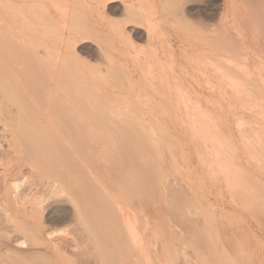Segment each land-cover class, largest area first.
Wrapping results in <instances>:
<instances>
[{
  "label": "rangeland",
  "instance_id": "374dc122",
  "mask_svg": "<svg viewBox=\"0 0 264 264\" xmlns=\"http://www.w3.org/2000/svg\"><path fill=\"white\" fill-rule=\"evenodd\" d=\"M0 2L5 4L0 6V20L7 22L5 27L0 28L1 34L5 35L0 36L1 148L7 149L9 130L15 129L21 133L19 130L22 128V132L28 131L25 130L27 123L20 120L22 116L17 112L14 103L16 99L12 101L15 97H10L15 91L21 90V85L27 78H30L31 84H42L47 90L54 91L63 89L58 85L63 79L67 83L66 90L68 87V90L84 91L83 97L94 99L101 111L99 119L94 123L90 122L89 129H80L81 135L77 134V130L69 131L72 138H82L81 146L75 148L81 160H86V166L83 168V182L74 190L76 197L88 198L95 195V209L99 214L87 219L97 224L99 239L95 241L96 244L89 239L84 227L78 222L75 208L68 197L50 195L45 188L43 190V187H37L39 189H34V192L45 196L41 204L42 210L36 215V221L43 228L42 235L44 238L48 237V240L60 238L62 243L53 241L44 246L34 245L35 243L32 245L28 236L14 233L12 225L6 224L0 215V263L208 264L207 236L210 232L214 236L212 227L215 225L221 233L223 231L222 221L214 218L213 210L218 209V212L222 211L224 214L226 198L222 183L211 181L207 166L201 160V156L206 154L207 144L200 139V126L192 128L196 119L192 117L195 112H202L203 117L207 116L203 120L196 119L195 123L207 120L206 124L213 120L221 130L227 129L225 125L235 120L237 112H240L239 107L248 104V101H244L246 96H241L245 97L243 99L232 93L235 88H231L227 81L232 74L235 82L244 84V90L259 92V84L262 83L256 67L264 64V0ZM20 11L27 17L28 23L33 22L38 27L37 31H29L30 35L27 34L28 31L25 32L26 27L21 24L23 21H17ZM25 23L24 21V25ZM13 24L17 26H12ZM5 28H8V32ZM15 28L23 37L35 39L37 54H27L23 48L25 46L16 42L11 35L15 34ZM25 38L24 43L29 41H25ZM45 44L49 47L46 53L50 51V57L53 58L50 60L53 68L51 77H45L46 71L40 78L33 77L36 73L31 70L36 65L44 67L47 64V55L38 53ZM14 49L16 53L10 55ZM237 69L245 71L240 74ZM247 72L252 75L248 77ZM251 95L247 96L248 99L255 101ZM8 99L14 103L13 107ZM15 127L19 129L16 130ZM50 129L53 137L60 138L56 127ZM15 133L14 135L17 134ZM25 134L18 135L23 138L32 135L30 132ZM18 135L14 140L19 139L21 142L23 138ZM16 144L18 145V141ZM69 146L66 143L65 148ZM20 154L25 156L22 149ZM19 160L14 162L8 172L6 184L0 175L1 193H5L12 180L23 185L21 172L27 166L23 158ZM141 160H144V164ZM46 161L43 166L48 169L61 168L65 164L56 155ZM86 167L94 173L96 183H100L94 184V178L86 174ZM51 175L55 173L52 172ZM57 178L66 186L68 182L76 181L77 176L70 177L72 180L75 178L73 181L63 175ZM7 196L10 199L9 194ZM2 200L3 204L7 203L5 197ZM118 205H123L129 211L131 220L138 224L140 230L143 228L142 224L148 222L149 231L145 230V234L149 247L145 244V259L142 261L138 259L137 249L133 250L127 240L119 220ZM12 206L13 204L9 207ZM18 208L25 209V206ZM17 222L20 224L21 221ZM26 222L29 221L25 220L22 224L29 226ZM19 242L22 244H18ZM54 243L58 246L57 255L51 253ZM105 257L107 260H104ZM134 258L138 261H134Z\"/></svg>",
  "mask_w": 264,
  "mask_h": 264
},
{
  "label": "bare ground",
  "instance_id": "6f19581e",
  "mask_svg": "<svg viewBox=\"0 0 264 264\" xmlns=\"http://www.w3.org/2000/svg\"><path fill=\"white\" fill-rule=\"evenodd\" d=\"M1 5L3 7L5 5L4 2H0V6ZM263 9H264V6H263ZM19 15L21 18L17 16L18 17L17 21H19V23L21 21H23V22H21V24L23 27H26L25 32L28 31L27 34L30 35V33H32V32L34 33L35 31L38 30V27H36L33 22L32 23L27 22V17L23 16L24 15L23 12L19 13ZM0 19H1V17H0ZM24 21L26 22L25 23L26 25H24ZM5 24H7V22H3V20H0V28L1 27L3 28V26L5 27L6 26ZM8 24H9V22H8ZM33 25L35 28L33 27ZM93 25H94V23H93ZM8 26H10V25H8ZM12 26L16 27L17 25L13 24ZM37 26H38V24H37ZM9 28H11V26ZM4 30H6L8 32V28L7 29L5 28ZM4 30H3V33L5 32ZM14 30H15V32H13V33H15V34L14 35L11 34L12 37L14 39H16V42L21 43L25 46L23 48H25L24 50L27 52V54H30L31 52H32V54H35V53L37 54L35 49H38V47H36V44L34 45L35 39H33L30 36H29V38L28 37L25 38V37H23L22 33L20 31H18L16 28ZM80 30H81V27H80ZM29 31H30V33H29ZM257 31H258V28H257ZM1 33H2V31L0 29V36L4 35ZM120 33H122V32H120ZM20 34L22 37L20 36ZM72 35H73V33H72ZM31 36H33V35H31ZM34 36H35V34H34ZM23 38H25L24 39L25 41L27 39L29 41L25 42L26 43L25 44L23 41ZM2 44H3V42H2ZM6 44H8V43H6ZM10 44H12V43H10ZM41 48H42L41 52H38V53H40V54L44 53L45 55H47V57H46L48 60L47 64H44V67L36 65L35 69H32L31 71L32 72L35 71L36 75H34L33 77H37V78H40L42 74L44 75V72L46 71L45 77L50 78L51 77V68H52V66L50 64V60L52 61L53 58L50 57V54H51L50 51L46 53L47 49L49 48L47 44L43 45ZM8 49H9V47H8ZM19 50H20V48H19ZM12 51L13 52L11 54L10 53H7V54L14 55L16 53L15 52L16 49H14ZM7 54H6V56H7ZM37 57H39V56H37ZM22 58H24V57H22ZM26 58H24V59H26ZM19 59H20V57H19ZM56 67H57V65H56ZM232 68H236V67H232ZM245 69H246V67H245ZM238 71H240V74H241L245 70L244 71L238 70ZM246 71H248V70H246ZM256 71H257V75L260 78V81L262 83V84H259V88H260L258 90L259 92H257L256 90H244V84L239 83L237 81L235 82L234 78L232 77L233 74H232V76H228L227 81H229L231 88H233V87L235 88V90L232 89V93L235 94L236 97L238 96L239 98H243V99L245 97H241V96H246L244 101L245 100L248 101L247 102L248 104H246V103L242 104V107L241 106H240L241 108L239 107L240 112H237L238 111V109H237L236 112L238 114L236 115V117H234L235 120H233V122H230L226 125L224 124L225 126H227L226 130H224V129L221 130V128H219L217 124L213 123L214 122L213 120H211V122L209 120L208 123H206V124H205V122L207 120L205 122H203V121L201 122V120L200 121L198 120L199 123H195V121H197L196 119H202L205 116H207V115H205L203 117L204 114H201L202 112L200 113L199 112L200 110L198 111L199 113L195 112L196 113L195 116L193 115V117H192V119L194 117L196 118V119L194 118L195 119V121H193L194 123L192 122L193 123L192 128L194 129V128H197L198 126H200L201 130L198 128L200 130L199 133L201 134L200 139H201V141L205 142V145L207 144L206 150H205L206 154H204L203 157L201 156V160L207 166V174L209 175V178L211 179V181L216 182V184H217V181H220V183H222L221 184L222 185V191H223L225 198H226L225 202H224V208H223L224 214H222V211H220V209H219L220 212L217 211L218 209L213 210L214 218H220L222 221L221 224H222L223 231L221 233V231L218 229L217 225H215L214 227H212V228H214V230H213L214 236H211V232L208 234L210 237L207 236L209 238V244H208L209 261H208V264H264V64H262V65L260 64V66L256 67ZM65 73H67V72H65ZM247 73H244V75L246 76ZM250 75H252V74L248 73L247 76L249 77ZM14 76H15V74H14ZM75 76H77V75H75ZM61 77H62V75L60 76V79H61ZM225 77H226V73H225ZM225 77H224V79H226ZM61 80H60V83L58 85L60 86V89L63 88L64 90L63 89L62 90H55V91L54 90H47V87H45V86L42 87V84L41 85L31 84L30 78H27V80L23 82V85H21V90L15 91V93H14L15 95L14 94L10 95V93L8 92L9 93L8 95H10V97L12 95H13V97H15L14 99H12V101L13 100L15 101V99H16V102H14V101L13 102L15 103V105L18 109L17 112L22 116V118L20 120H22V122H24V123L25 122L27 123L26 124L27 127L25 128V130H28V131L22 132V130H24L22 128L19 131H21V133H26L25 135H27V133L29 134V132H30V133H32V135L28 136V137L24 136L25 138H23L22 137L23 134L20 136V135H18V134H21L20 132L15 131V129L12 131V129H11V131L9 130L10 141H9V144L7 145V149H2L1 148L2 145H0V175H1L2 179L4 180L5 184H6L5 178L8 174V172L10 171L11 167L13 166L14 162L15 163L17 162L16 160L23 158V161H25V165L27 166V168L24 167L25 169H23L21 172V173H23V177H22V184L23 185H21L18 182H15V180H12L11 185L9 186V188L6 189L5 193L0 192V215L3 218V220L6 222V224L9 223L12 225L11 230L14 233H16V234L21 233V234L28 236L32 241V245H33V243H35L34 245H38V246L43 245L44 246V245H47V243H53V241H55V242L58 241V243H60L62 241V240L59 241L60 238H54L53 237L52 239L50 238L51 240H48V237L44 238V236L42 235L43 233L41 232L43 230V228H41V225L36 221V215H38L40 213V211L42 210L41 204H42V202H44L42 200L44 199L45 196H40V194H36L34 192L35 191L34 189H39L37 187H43V190L45 188L47 190V192L50 193V195L51 194L52 195H62V196L65 195L66 197H68V199L70 200V202L72 203V205L75 208V213H76L75 215H76V218L79 220L78 222H80L82 227H84V231L86 232V234H88L89 239L94 240V244H96L95 241L99 239L98 238L99 235H98L97 224L91 222L90 219H87V217H89L91 215L98 216V214H99V213H97V209H95L97 207L96 206L97 204L95 202L96 201L95 195H92V197H88V198L83 196L85 198L84 199V198H81V196L76 197L75 196L76 190H74V188H76L78 185H80L81 182H83V180H82V175H84L83 168L86 166V163H84V161H86V160H84V161L81 160V156H80L79 152L77 151V149L75 148V146L76 147L81 146V139L82 138H80V137L79 138H72L71 136H69V131H70V129L77 130L78 131L77 134H80V129H82L84 127L86 129H89L88 126L90 125V122L94 123L97 119H99V117L101 115V111L96 106L97 102L94 99H89V98L83 97L84 91L82 92L81 90H68V87L66 90L67 83L65 80H63V79H61ZM74 80H75V78H74ZM18 81H19V79H18ZM72 81H73V79H72ZM77 84L78 83H76V85ZM79 84L78 85L81 87L82 82H80ZM242 88H243V90H242ZM261 90H263V91H261ZM250 91L251 92L255 91L254 92V94L256 93L255 96H253L254 94L251 95L253 92L251 93ZM6 95H7V93H6ZM249 95H251L255 101L248 99L247 96H249ZM42 96H43V98H42ZM6 97H4V98H6ZM254 97H256V99ZM9 99H8V101L10 102L11 100H9ZM5 101H7V100H5ZM10 103H12V102H10ZM14 103H12V107H13ZM5 104L8 105V103H6V102H5ZM12 107L10 106L9 109H11ZM225 108H227V107H225ZM0 109H2L1 105H0ZM185 109H187V108H185ZM193 110H191V111H193ZM9 112L10 111H8V113ZM2 113H4V112H2ZM8 113H7V115H8ZM18 113H16V114L18 115ZM189 118H191V117H189ZM205 119H209V118H205ZM10 121H11V119H10ZM17 122H18V119H17ZM13 124H15L14 121H13ZM23 124H22V126H23ZM17 125H19V124H17ZM52 127H56L58 129V130H56V132L60 135V138L59 137L55 138L51 135V131H50L51 129L50 128H52ZM15 128H16V130L19 129V127L18 128L15 127ZM14 132H16L17 134L15 133L16 135H14ZM17 135L20 136L21 138H23V139H21L22 143L20 142L19 139L17 140L18 145L16 144L17 141L14 140L15 136L17 137ZM66 136L68 138H66ZM66 143H68L70 145L67 148H65ZM21 149L23 150V153L25 154V156L24 155L21 156V154H20ZM53 155H56L58 158H61L62 163H65L64 164L65 168H64V166H62L61 168L48 169L47 167L43 166L44 164L47 163L46 160H48V158L53 156ZM23 156L29 157V158L25 159ZM139 157H141V156H139ZM142 161H144V160H141V162ZM19 162H20V160H19ZM57 162H59V161H56V163ZM18 164H20V163H18ZM52 172L55 173V175H51ZM86 174H88L89 177L94 178V184H97L99 182L98 181L96 183L94 173L91 170H89L88 167H86ZM62 175L64 178H67V176H68V178L71 181L75 180V178L72 180L70 177L77 176V178H76V181L71 182V183L68 182V184L66 186H64V185H62V183H60V180L57 178V177L62 176ZM1 177H0V179H1ZM97 177H98V175H97ZM69 183H70V185H69ZM209 184H210V182H209ZM210 185H212V184H210ZM7 191H8V193H7ZM160 192H162V190ZM8 194H9L10 199L7 196ZM117 196H119V195H117ZM180 196H181V194H180ZM4 197H5V200L7 201L6 204H3L2 199H4ZM174 197H173V199H174ZM177 197H178V195H177ZM118 202H117V204H118ZM183 202H185V201H183ZM174 203H175V201H174ZM12 204H13V206L9 207ZM197 205H198V203H197ZM18 206H20V207L25 206V209L19 210ZM119 207H120V218H121L119 220H121V225L126 232L127 240L131 244L133 250L137 249L136 251H138V254H139L138 259H141V261H142L145 259V255H144L143 251H144L145 244L147 246L145 230L148 229V226H149V225L147 226L148 222L145 221L141 226V227H143L142 230H140V228L138 227V224L131 220L132 216L129 213V211L124 209L123 205L119 206ZM211 209H212V207H211ZM123 216H125V218H123ZM197 216H199V215H197ZM183 217H185V216H183ZM25 220L29 221V222H26L27 224L29 223V226L27 224H26L27 226L22 224V222H25ZM17 221H21L20 224ZM217 223H218V221H217ZM118 230L120 231V228H118ZM218 230L220 231V233L218 232ZM147 231H149V229ZM155 234H158V233H155ZM3 239H5V238H3ZM21 242H19L18 244H20ZM203 242H204V240H203ZM202 243H200V244H202ZM54 245H55V243H54ZM97 246H98V243H97ZM99 247H100V245H99ZM148 247L149 246H147V248ZM147 248H146V250H148ZM52 250H53V252H51V253H54L55 255H57L59 253L57 245L53 246ZM180 250H182V249H180ZM51 253H49V254H51ZM33 256H34V254H33ZM49 257H51V256H49ZM16 258H17V256H16ZM16 258L14 257V259H16ZM54 259H53V261H54ZM204 259H207V257H205ZM20 260L23 261L22 258H20ZM49 260H51V259H49ZM104 260H107L106 257L104 258ZM132 260H133V258H132ZM134 261L137 262L138 260L134 258ZM27 262L28 261H26V263ZM203 263L204 262H202V264ZM32 264H35V263H32Z\"/></svg>",
  "mask_w": 264,
  "mask_h": 264
}]
</instances>
